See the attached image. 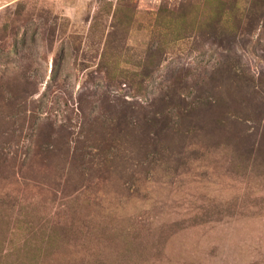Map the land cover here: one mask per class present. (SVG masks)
<instances>
[{
  "label": "rangeland",
  "instance_id": "rangeland-1",
  "mask_svg": "<svg viewBox=\"0 0 264 264\" xmlns=\"http://www.w3.org/2000/svg\"><path fill=\"white\" fill-rule=\"evenodd\" d=\"M18 5L33 20L0 33V86L27 71L40 115L15 130L0 99V264H264V6L0 0V28ZM174 89L146 148L125 124L62 130L66 102L114 121Z\"/></svg>",
  "mask_w": 264,
  "mask_h": 264
},
{
  "label": "trees",
  "instance_id": "trees-1",
  "mask_svg": "<svg viewBox=\"0 0 264 264\" xmlns=\"http://www.w3.org/2000/svg\"><path fill=\"white\" fill-rule=\"evenodd\" d=\"M252 5L253 6L251 7V9L253 11H254V8L262 9L264 6V1L259 2V0H252ZM24 11H25V7L18 5L16 10L10 14V16L12 17L9 20L10 24L8 22L2 28H0V33L7 34L10 27L13 31H17L18 27H21L22 25H25V23H28L31 20H33L31 19V17H29L28 19L24 18L23 17ZM253 16H254V19H252V22L256 20V17H258V22H259L263 20L262 17L264 15L257 16L255 14ZM209 26L210 25H207V28ZM13 34L15 35L16 33H13ZM104 61H108L107 56H105ZM54 64L55 65L58 64L57 59L54 61ZM231 66L230 65L221 66L217 70V72L214 74V77L216 79H221V82L223 83H226V82L230 83L231 86L233 84V80L235 82L237 81L241 82L242 75L239 74L237 70H235ZM21 73L22 74H18V76L14 77L7 86H0L1 101L9 99V102L12 106V110L10 114L6 115L5 117L6 120H8L5 124L10 125L12 128L18 131H23L24 129H28L27 131L29 130L35 131L36 122L40 115V105H38L39 104L38 100L35 99V97L38 94L37 83L31 81L30 75L27 71L21 72ZM250 86L243 85L240 87H235V89H238L240 92H243V91H246V89H249ZM179 100L181 99L177 97L176 91L174 89L171 94L170 93L165 94L159 100L149 104L150 109H152L150 110V112H145L144 114L140 113L138 116H135V118L133 115V114H136L135 111H133L132 112L133 114H131L130 117L127 119V110L126 111L123 110L121 117H117L114 121H112L114 119L113 117H111L110 119H107L106 117L105 120H101V117H96L93 121H89L88 114H87L88 110H86V107L84 106L82 102V99H79L76 101V103L71 102V105L70 103H67V102L65 103L66 111H65V115L60 121L62 123L61 127H62V130L65 132L68 130H73L74 131L73 134L75 135L76 133L77 135V141H76L77 143L78 139H79V142H81L82 140H83L82 142L89 141L88 129H87L88 125L92 126L95 123L102 122L103 127H105V123L109 125L111 124V126L116 127V126L125 124L127 128L125 131V134L129 137L131 136V131L136 130V129L141 130L139 133L144 138L142 139V141L145 140L146 142V145H145V148H146L148 146L147 139H149V137L151 138V136L147 132L148 129L166 122V118L164 114L160 113V117L158 116V113H159L158 109L161 106H165L173 102H176L179 104ZM212 106L213 105L211 103H207L205 105V107L208 110H211ZM101 108L104 109V104ZM107 112L110 113V110L107 109L106 113ZM161 112L163 111L161 110ZM133 118H134V121L129 122V123L132 124L133 122H135L134 124H132V126H134L135 128L129 129L130 125L126 121H128L129 119H133ZM142 129H144V131ZM168 130L169 128H167L166 131H165V128H162V129L160 128V131L156 133V138H151V140H155V141H158L160 139L162 140V132L165 131V134L167 137V134L170 132ZM134 138L141 142L140 138H138L136 135ZM138 146L139 148H143V144H138Z\"/></svg>",
  "mask_w": 264,
  "mask_h": 264
}]
</instances>
